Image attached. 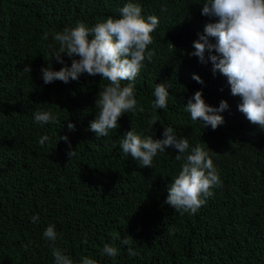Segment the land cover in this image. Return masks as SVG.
<instances>
[{
	"label": "trees",
	"instance_id": "1",
	"mask_svg": "<svg viewBox=\"0 0 264 264\" xmlns=\"http://www.w3.org/2000/svg\"><path fill=\"white\" fill-rule=\"evenodd\" d=\"M128 2L0 0V264H54L52 242L43 235L49 225L57 232L55 247L74 264L86 256L97 264H264V130L238 110L242 101L231 94L226 77L190 55L193 42L214 22L201 14L205 0H131L145 18L159 19L149 45L155 55L132 82L136 110L107 136L97 138L89 127L97 94L108 81L83 74L67 84H44L41 68L59 47L55 33L118 17ZM63 58L70 66L71 58ZM29 64L30 75L22 71ZM52 64L54 70L64 66L55 59ZM161 82L169 88L167 107L153 110ZM201 90L211 106L228 101L220 113L225 122L215 130L185 110ZM36 110L52 112L57 122L37 123ZM153 118L155 126L149 123ZM132 127L154 139L172 127L189 139V152L197 144L208 152L220 184L195 214L165 203L184 162L175 159L178 150L168 147L152 168H142L120 147ZM65 135L68 141L60 140ZM124 238L138 255L129 256ZM105 244L119 254L102 255Z\"/></svg>",
	"mask_w": 264,
	"mask_h": 264
},
{
	"label": "clouds",
	"instance_id": "2",
	"mask_svg": "<svg viewBox=\"0 0 264 264\" xmlns=\"http://www.w3.org/2000/svg\"><path fill=\"white\" fill-rule=\"evenodd\" d=\"M201 6V14L214 22L208 23L204 34L193 42L195 50L190 55L198 57L201 63L211 62L213 73L218 72L226 77L231 94L242 101L238 110L252 124L264 130V0H205ZM118 13V17L109 16L91 28L78 22L73 28L55 33L53 40L59 47L53 59L64 66L54 70L52 59L46 67L41 68L44 84L55 81L67 84L79 80L83 74L99 76L108 81L97 94L96 118L89 127L97 138L117 129L120 118L136 110L135 85L132 82L144 67L143 62L146 59L151 62L155 55L154 50H149V45L153 43L152 33L159 24L158 17L149 15L145 18L141 6L131 0L118 9ZM210 38H214L215 43ZM65 54L71 58L70 66L64 61ZM22 71L30 75L31 64ZM193 79L204 83L199 75H194ZM125 81L128 83H123ZM153 95V110L165 109L169 96L167 84L158 83ZM228 108L227 100H222L219 107L206 103L202 90L196 91L185 105L193 121L199 120L213 130L225 122L220 113ZM139 110L143 112V106ZM34 120L41 125L55 123L57 116L50 111L36 110ZM149 123L155 126L158 122L153 118ZM68 128L74 130L75 124L69 123ZM47 139L44 136L39 143L43 145ZM68 139L67 135L60 137V140ZM120 147L123 154L139 161L142 168H152L154 157L168 147L178 150L175 159L184 162L182 170L169 185L165 203L181 214H195L206 198L212 195L211 189L220 184L217 169L204 147L197 144L189 152V139L178 137L172 127L164 128L162 139H154L152 135L142 138L132 127L123 136ZM75 154L76 149L69 152L72 158ZM38 219V216H33V223ZM43 235L52 242L50 247L54 264H74L69 255L55 247L58 236L54 225H49ZM114 238L119 239L118 236ZM121 245L128 246L129 256L138 255L128 238L122 239ZM101 254L114 258L119 254V249L105 244ZM80 264H97V261L86 256Z\"/></svg>",
	"mask_w": 264,
	"mask_h": 264
}]
</instances>
